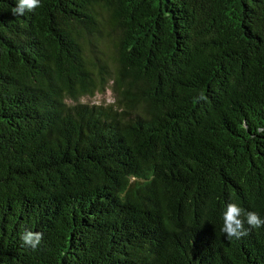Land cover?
<instances>
[{"label": "trees", "instance_id": "obj_1", "mask_svg": "<svg viewBox=\"0 0 264 264\" xmlns=\"http://www.w3.org/2000/svg\"><path fill=\"white\" fill-rule=\"evenodd\" d=\"M16 4L0 0V264H264V227L221 231L228 203L264 218V0ZM109 83L112 103L80 102Z\"/></svg>", "mask_w": 264, "mask_h": 264}, {"label": "clouds", "instance_id": "obj_2", "mask_svg": "<svg viewBox=\"0 0 264 264\" xmlns=\"http://www.w3.org/2000/svg\"><path fill=\"white\" fill-rule=\"evenodd\" d=\"M41 0H17L16 7L12 9L13 14L23 16L25 12H32L41 7ZM199 100H206L203 93L198 97ZM259 131V129H258ZM223 226L221 231L228 239L237 240L247 236L249 229H258L264 227V218L254 212L242 209L236 203H228L223 213ZM245 223L248 228L245 227ZM43 233L25 229L21 235V241L24 246L31 249L38 248L43 240Z\"/></svg>", "mask_w": 264, "mask_h": 264}, {"label": "rangeland", "instance_id": "obj_3", "mask_svg": "<svg viewBox=\"0 0 264 264\" xmlns=\"http://www.w3.org/2000/svg\"><path fill=\"white\" fill-rule=\"evenodd\" d=\"M113 95L111 92V84L109 83L104 92H97L94 96L83 98L80 100L81 103L85 104H108L112 103Z\"/></svg>", "mask_w": 264, "mask_h": 264}]
</instances>
